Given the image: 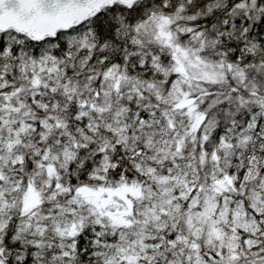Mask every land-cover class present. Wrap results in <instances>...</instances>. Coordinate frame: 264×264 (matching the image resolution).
Listing matches in <instances>:
<instances>
[{"label": "snow or ice", "instance_id": "obj_1", "mask_svg": "<svg viewBox=\"0 0 264 264\" xmlns=\"http://www.w3.org/2000/svg\"><path fill=\"white\" fill-rule=\"evenodd\" d=\"M0 264H264V0H0Z\"/></svg>", "mask_w": 264, "mask_h": 264}]
</instances>
